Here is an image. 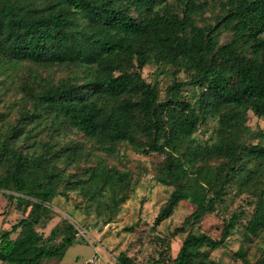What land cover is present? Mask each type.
I'll use <instances>...</instances> for the list:
<instances>
[{
	"label": "trees",
	"instance_id": "16d2710c",
	"mask_svg": "<svg viewBox=\"0 0 264 264\" xmlns=\"http://www.w3.org/2000/svg\"><path fill=\"white\" fill-rule=\"evenodd\" d=\"M249 114L264 121V0H0V192L22 214L0 234V264H58L78 242L72 225L43 233L57 197L111 223L139 177L124 149L161 158L152 178L170 192L151 230L196 203L176 255L155 236L150 264H216L236 231L234 257L264 264V249L249 253L264 232V130ZM212 215L218 238L199 230Z\"/></svg>",
	"mask_w": 264,
	"mask_h": 264
},
{
	"label": "rangeland",
	"instance_id": "374dc122",
	"mask_svg": "<svg viewBox=\"0 0 264 264\" xmlns=\"http://www.w3.org/2000/svg\"><path fill=\"white\" fill-rule=\"evenodd\" d=\"M208 16V13L204 14V17ZM156 75L155 67L152 66H147L142 71V77L150 83L154 82ZM158 80L161 88L170 82L165 76H159ZM183 91L191 92L193 88H185ZM247 124L252 129L264 130V121L252 114H249ZM211 128L212 122H209L201 131L207 137ZM122 153L123 162L139 177L130 199L111 223L102 225L92 215L74 208L75 202L78 201L74 200V195H71L69 200L57 197L50 205L54 217L43 229V233L47 235L52 231L58 241L67 237V227L72 225L78 241L67 249L58 264H116L120 253L135 258L140 264H150L151 259L157 258L159 249V245L153 240L155 236H168L171 240V255H176L183 235L173 236V232L196 210V203L192 200L179 201L172 215L151 230L154 218L170 192L169 188L156 183L152 178L153 168L161 158L156 155L144 157L130 149H124ZM21 217L22 214L14 209V204L9 203L0 192V234L9 230ZM221 227L220 219L212 215L203 218L199 230L212 238H218ZM130 228H133V231H128ZM11 237L14 238L15 234H11ZM241 244L242 236L237 231L233 232L226 244L213 251L210 258L216 264H243L240 259L234 257ZM259 249H264V232L249 245L250 256L258 254Z\"/></svg>",
	"mask_w": 264,
	"mask_h": 264
}]
</instances>
